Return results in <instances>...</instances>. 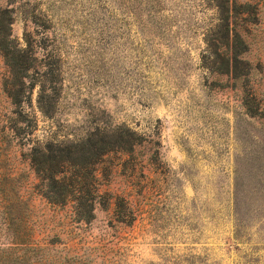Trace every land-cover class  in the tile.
Wrapping results in <instances>:
<instances>
[{
    "label": "rangeland",
    "instance_id": "374dc122",
    "mask_svg": "<svg viewBox=\"0 0 264 264\" xmlns=\"http://www.w3.org/2000/svg\"><path fill=\"white\" fill-rule=\"evenodd\" d=\"M3 12L35 51L21 77L0 51V172L53 253L264 264V0H0ZM113 131L137 145L99 166L94 219L48 204L33 157Z\"/></svg>",
    "mask_w": 264,
    "mask_h": 264
},
{
    "label": "trees",
    "instance_id": "16d2710c",
    "mask_svg": "<svg viewBox=\"0 0 264 264\" xmlns=\"http://www.w3.org/2000/svg\"><path fill=\"white\" fill-rule=\"evenodd\" d=\"M0 13V51L12 75L21 77L32 68L29 55L35 45L25 33L24 45L15 41L12 34L13 15ZM229 30V26H228ZM44 49V48H43ZM46 87H41L38 105L50 116L54 106L48 101ZM136 138L132 132L104 133L86 141L72 144L46 143L41 157H33L36 176L41 182V197L50 205L71 207L75 219L89 222L99 198V166L115 151H133ZM123 202V199H121ZM53 242L38 238L29 201L22 194L13 172H0V264H71L69 259L53 253ZM68 260V262H63Z\"/></svg>",
    "mask_w": 264,
    "mask_h": 264
}]
</instances>
